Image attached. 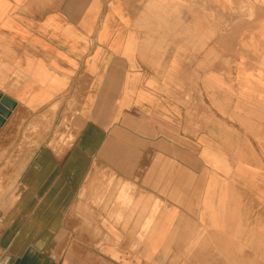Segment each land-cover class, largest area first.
<instances>
[{
    "label": "crops",
    "instance_id": "0c3cea01",
    "mask_svg": "<svg viewBox=\"0 0 264 264\" xmlns=\"http://www.w3.org/2000/svg\"><path fill=\"white\" fill-rule=\"evenodd\" d=\"M201 2L0 0V106L15 103L0 115V224L8 225L0 231L23 229L26 200L38 201L47 185L46 195L57 196L64 183L76 194L67 217L87 218L71 229L88 232L85 246L96 242L104 264L234 263L235 247L248 241L243 231L235 239L229 203L233 178L244 172L234 153L249 134L235 127L234 118H248L233 104L264 80H249L244 62L240 79L219 78L227 71L219 52L244 48L238 35L250 26L229 29L231 15L211 16L203 43L208 21L191 13ZM74 105L82 142L60 162L43 136L59 106L68 113ZM52 209L40 216L52 221Z\"/></svg>",
    "mask_w": 264,
    "mask_h": 264
},
{
    "label": "rangeland",
    "instance_id": "374dc122",
    "mask_svg": "<svg viewBox=\"0 0 264 264\" xmlns=\"http://www.w3.org/2000/svg\"><path fill=\"white\" fill-rule=\"evenodd\" d=\"M201 3L202 7L191 9V13L193 14V10H199L208 21L202 27L203 43L209 38L211 16L215 19L218 14V19L222 22L226 15H231L234 23L228 24L229 29L233 26L235 29L237 24L250 26V29L246 28L239 35L234 31V36H239L238 43L241 38H245L244 48H239L237 44L233 55L219 52L217 62L227 69L222 72L223 75H219V78L240 79L236 69L244 62L249 64V71H247L249 80H264V0H202ZM161 9L158 7L152 9L155 15L162 18L157 20L159 26L166 22ZM164 16L167 17L165 13ZM174 28L175 32L170 34L177 40L176 24ZM220 28L219 24V34H221ZM208 58V55L207 58L203 56L202 62L209 63ZM246 90L244 100L247 102L233 104V112L248 118L244 120L234 118L233 123L235 127L242 128L249 134V141L247 145L241 143L242 148L234 153V163L243 166L244 172L233 178L231 187L234 193L229 203L232 204L234 212L235 239L240 237L243 231L248 234L246 239L249 242H246L245 247H235L233 264H264V89L254 86ZM75 106L77 107L74 105V110L68 113L65 110L62 111L59 106L57 123L52 129L50 127L46 129L52 134L43 136V140L48 139L46 146L48 143L53 148L58 146L59 150L54 153L59 155L60 162L65 160L66 150L82 142L79 135L80 129L77 127L80 125L77 124L78 114ZM25 189L26 192L30 190L33 193V187L29 184L25 185ZM46 189L48 191L49 185L43 188L38 201L26 200V208L18 220L25 223L23 229L20 226H15V229L9 226L11 230L0 231V264H104L100 262L96 242L95 244L93 242L91 246H85L89 242L83 240V235L88 237V232L71 229V224L75 221L79 222L78 229L82 227L83 221L87 224V218L84 217L83 220V216L67 217V207L76 197L75 192L67 195L64 183L57 185V196L53 192L52 195H46L48 194ZM17 202V200H11L12 205L9 206L11 208L8 211L13 213L15 209L12 206ZM51 203L53 214L57 213L52 221L50 216H40L46 211V206L49 207ZM0 227L6 229L8 225L0 224ZM34 227H36L35 230H33ZM43 228L51 229L53 232L41 231ZM92 234L95 241L98 232L95 231ZM51 235H54L55 239L53 247L49 245Z\"/></svg>",
    "mask_w": 264,
    "mask_h": 264
},
{
    "label": "water",
    "instance_id": "95a60500",
    "mask_svg": "<svg viewBox=\"0 0 264 264\" xmlns=\"http://www.w3.org/2000/svg\"><path fill=\"white\" fill-rule=\"evenodd\" d=\"M1 98V96H0ZM15 107V103H13L12 101L4 98L2 99V105L0 106V115H2L3 117H7L9 115V112L14 109ZM3 123V119L0 118V125Z\"/></svg>",
    "mask_w": 264,
    "mask_h": 264
},
{
    "label": "bare ground",
    "instance_id": "6f19581e",
    "mask_svg": "<svg viewBox=\"0 0 264 264\" xmlns=\"http://www.w3.org/2000/svg\"><path fill=\"white\" fill-rule=\"evenodd\" d=\"M21 248V247H20Z\"/></svg>",
    "mask_w": 264,
    "mask_h": 264
}]
</instances>
